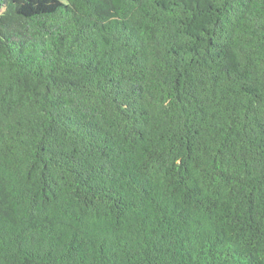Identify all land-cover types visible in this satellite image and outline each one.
Masks as SVG:
<instances>
[{
	"label": "trees",
	"instance_id": "1",
	"mask_svg": "<svg viewBox=\"0 0 264 264\" xmlns=\"http://www.w3.org/2000/svg\"><path fill=\"white\" fill-rule=\"evenodd\" d=\"M0 264H264V0H0Z\"/></svg>",
	"mask_w": 264,
	"mask_h": 264
},
{
	"label": "rangeland",
	"instance_id": "2",
	"mask_svg": "<svg viewBox=\"0 0 264 264\" xmlns=\"http://www.w3.org/2000/svg\"><path fill=\"white\" fill-rule=\"evenodd\" d=\"M61 2H64L65 0H60Z\"/></svg>",
	"mask_w": 264,
	"mask_h": 264
}]
</instances>
